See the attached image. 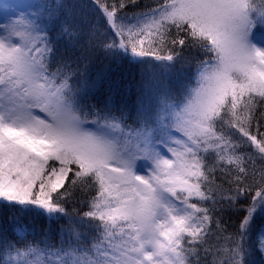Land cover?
I'll return each instance as SVG.
<instances>
[{"label":"snow or ice","instance_id":"6c2138e0","mask_svg":"<svg viewBox=\"0 0 264 264\" xmlns=\"http://www.w3.org/2000/svg\"><path fill=\"white\" fill-rule=\"evenodd\" d=\"M129 6L0 0V264H264V0Z\"/></svg>","mask_w":264,"mask_h":264},{"label":"trees","instance_id":"16d2710c","mask_svg":"<svg viewBox=\"0 0 264 264\" xmlns=\"http://www.w3.org/2000/svg\"><path fill=\"white\" fill-rule=\"evenodd\" d=\"M33 3H38L39 0H31ZM71 3L75 4L78 3L79 0H70ZM101 3L106 2V0H100ZM108 3L114 2V0H107ZM137 4H139V7H127L123 10L124 13H127L131 15L132 13H137L142 10H144L145 5H153L154 0H136ZM91 11H95L92 9ZM97 19L99 20V16H97ZM207 59V57L201 55L199 52H197L195 49L188 50L185 49L183 52V60L181 61V64H179L177 67L181 70L182 76H189L194 75L196 71V66L199 63L200 60ZM111 61L109 60H103L101 66L110 65ZM114 67V66H113ZM167 79V77H165ZM129 85V88L134 90L135 89V81L129 79L126 81ZM134 98V97H133ZM261 131H264V127H261ZM94 192L91 191H76L73 193V200L70 202V209H75L77 213L88 211V207L86 206L87 203L90 201L91 197L94 195ZM250 196L247 200H243L240 204L236 206L237 209L242 207H247L250 204ZM193 203L196 201L193 200ZM201 207H208L211 208V204H202ZM221 205H217V208H220ZM245 213L242 211H234V210H225L223 212H220L216 215L219 216L221 219V223L228 228V232L234 231V229L231 227L234 224H238L239 220L242 218V216ZM18 213L16 209H9L6 207L5 204L0 203V228H10L12 225V221L15 216H17ZM210 215H213L210 213ZM215 218V217H214ZM261 221H258L260 223ZM41 221H37L36 224L39 227L41 224ZM63 223V221H61Z\"/></svg>","mask_w":264,"mask_h":264},{"label":"rangeland","instance_id":"374dc122","mask_svg":"<svg viewBox=\"0 0 264 264\" xmlns=\"http://www.w3.org/2000/svg\"><path fill=\"white\" fill-rule=\"evenodd\" d=\"M29 2H31V0H29Z\"/></svg>","mask_w":264,"mask_h":264}]
</instances>
